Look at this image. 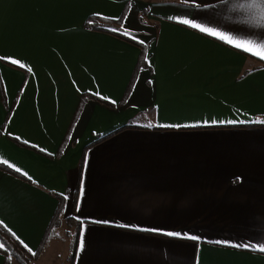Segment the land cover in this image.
<instances>
[{"label":"crops","instance_id":"crops-1","mask_svg":"<svg viewBox=\"0 0 264 264\" xmlns=\"http://www.w3.org/2000/svg\"><path fill=\"white\" fill-rule=\"evenodd\" d=\"M125 9L128 41L84 28ZM179 19L264 41V0H0V224L46 238L31 264H69L67 219L73 264H264L229 246L264 244V60Z\"/></svg>","mask_w":264,"mask_h":264},{"label":"trees","instance_id":"trees-1","mask_svg":"<svg viewBox=\"0 0 264 264\" xmlns=\"http://www.w3.org/2000/svg\"><path fill=\"white\" fill-rule=\"evenodd\" d=\"M126 13V9L123 11L122 17L116 21L112 20H106V19H101V18H96L92 17L89 18L86 21V24L84 26L85 29L94 31V32H103V33H108L111 34L119 39L122 40H127L128 39L122 35L121 33V24H122V19ZM111 29H116L117 32H113ZM5 63V62H4ZM7 64V63H6ZM11 67H13L10 64H7ZM17 68V67H14ZM0 95H1V102L3 105H6L5 102V95H4V90L2 86V82L0 79ZM84 103V98L81 100V104ZM13 106L15 105V101L12 104ZM9 117V109L6 114V119ZM45 156V155H44ZM48 158H51L47 156ZM63 207V199L59 198V206L57 209V212L55 214V219L53 222H57V218L59 217L61 210ZM66 225L68 227H75L76 230H78L77 224L73 222V219H67L65 221ZM46 238L43 239L38 251L36 252V255L33 256L29 251H27L16 239L11 235L1 224H0V253L4 256V264H8L10 259H14L17 263L19 264H31L32 261H34L44 245ZM77 233L71 237V242H70V257H69V264H73L75 254H76V248H77Z\"/></svg>","mask_w":264,"mask_h":264},{"label":"snow or ice","instance_id":"snow-or-ice-1","mask_svg":"<svg viewBox=\"0 0 264 264\" xmlns=\"http://www.w3.org/2000/svg\"><path fill=\"white\" fill-rule=\"evenodd\" d=\"M177 22L181 25H187V26L191 27L192 29H196L200 33H204L209 37H214V38L228 44L229 46H231L235 49H238L244 53H248L252 56L257 57L260 60H264V41L236 37L232 34L225 33L223 31H219L216 28L208 27V26H202L201 24L194 23L189 19H179ZM112 31H117V30L112 29ZM124 35H128V33L125 32ZM132 39H136V38L132 37ZM137 42L141 43V44L144 43V41H142V40H138ZM11 63L13 65H15L18 63V61L15 59H12ZM20 67L23 68L24 65L21 64ZM101 99H107V98L101 97ZM213 123H215V122H213ZM229 123H233V122L229 121ZM241 123H243V121H241ZM152 126H153L152 124L147 125V127H152ZM161 126L162 127H169L168 125H161ZM187 126L188 125H185V127H187ZM16 171L19 172V169H17ZM81 191H83V190H81ZM165 235H167L169 237H179V238L189 239V240H193V241L198 239V237H196V236H192V235L182 236V234H180V233H173V232H167V233H165ZM215 243L221 244L223 242L216 241ZM83 244H84L83 232H81V240H80L81 248L83 247ZM229 246L233 247V248H243V249H248V250H253V251H258L260 253H264V244L257 245L255 243H243V244H231ZM29 251H31V250H29ZM32 255L35 256L36 253L32 252Z\"/></svg>","mask_w":264,"mask_h":264},{"label":"rangeland","instance_id":"rangeland-1","mask_svg":"<svg viewBox=\"0 0 264 264\" xmlns=\"http://www.w3.org/2000/svg\"><path fill=\"white\" fill-rule=\"evenodd\" d=\"M71 235H72V237L74 236L73 230H70V228L67 225L65 227H62L60 230H58V233H57V238L60 240V242H58V243L59 244L65 243L67 241V239L70 241Z\"/></svg>","mask_w":264,"mask_h":264}]
</instances>
